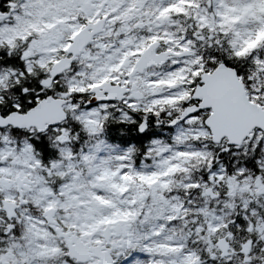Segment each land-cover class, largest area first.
<instances>
[{"label": "snow or ice", "instance_id": "obj_1", "mask_svg": "<svg viewBox=\"0 0 264 264\" xmlns=\"http://www.w3.org/2000/svg\"><path fill=\"white\" fill-rule=\"evenodd\" d=\"M0 264H264V0H0Z\"/></svg>", "mask_w": 264, "mask_h": 264}]
</instances>
